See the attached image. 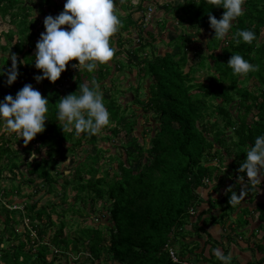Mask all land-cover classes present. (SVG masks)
Wrapping results in <instances>:
<instances>
[{
    "label": "trees",
    "instance_id": "trees-1",
    "mask_svg": "<svg viewBox=\"0 0 264 264\" xmlns=\"http://www.w3.org/2000/svg\"><path fill=\"white\" fill-rule=\"evenodd\" d=\"M64 2L0 0V22L10 25L7 31L0 30V50L4 53L0 63L7 69L13 53L18 60H29L18 64L19 75L12 85L0 76V99L6 94L15 96L25 83H32L49 100L46 128L29 144L15 133L12 139L1 133L0 178L3 170L9 169L14 179L17 169L25 174L29 185L40 180L36 188L42 185L47 192L57 193L60 161L74 157L81 147L86 152L83 161L74 160L73 176L63 178L61 183L64 190L59 194L60 202L69 207L58 209L47 202L37 209L34 192L21 195L25 196L23 209L2 205L0 264H61V256L69 254L75 255L73 264H182L172 260V248L182 261L222 264L213 250L220 248L228 254L240 239L264 252V200L259 198L264 195V176L240 205L229 203L231 192L239 194L241 190L238 177L242 173L238 168L245 152L256 136L264 134V40L259 41L264 32V0H245L244 13L234 20L223 41L214 36L209 12L219 19L224 9L213 7L207 0H196L199 5L195 0H183L172 14L182 25L195 30L188 31L187 36L179 35L184 39L176 44L183 46L180 56L170 51L162 53L154 46L157 28L148 25L146 13L151 6L150 18L157 16L158 1L116 0L115 12L122 25L111 37L116 49L111 60L114 65L108 62L92 73L69 66L55 83L47 78L37 83L34 76L41 70L34 67L35 44L44 24L42 16L37 18L32 11L36 4L44 14H58ZM164 6L168 11L169 3ZM166 23L163 19L157 26L166 29ZM237 29L254 30L256 40L237 45L232 39ZM203 32L207 33L205 42L197 45L191 41L188 51V37ZM235 52L258 64V71L233 75L227 61ZM133 56L137 59L132 60ZM77 62L74 58L69 64ZM204 68L209 72L206 80L197 78ZM113 70L135 77L132 100L122 103L123 91L116 89L115 78L111 77L109 84L105 82ZM93 78L103 93L110 124L94 135L82 133L77 137L63 132L56 121L59 98L70 92L78 94V85H91ZM143 83H148L147 87H142ZM141 89H145L143 97ZM214 113L217 116L211 122ZM141 118L144 123L149 121L146 129L140 126ZM152 119L154 125L149 124ZM13 138L17 145H12ZM100 139L122 144L125 157L112 152V147L102 148ZM41 145L47 147L46 154ZM33 151L37 157L30 159ZM23 165L26 170L21 169ZM243 175L246 181V173ZM20 182L7 188L0 185V192L11 197L9 202H15L13 195L21 194ZM217 190L218 196H213ZM70 191H74L71 201ZM69 212L72 215L68 217ZM204 214L212 218L210 225L221 226L220 238L199 226ZM91 215H96L98 222L86 225L81 232L73 229L76 216L87 219ZM23 219L28 223L21 222ZM203 228L208 242L202 249L199 242L184 240L191 229L200 239ZM32 231L36 233L33 238ZM263 261L264 257L256 263ZM230 264H237L234 257Z\"/></svg>",
    "mask_w": 264,
    "mask_h": 264
},
{
    "label": "clouds",
    "instance_id": "clouds-1",
    "mask_svg": "<svg viewBox=\"0 0 264 264\" xmlns=\"http://www.w3.org/2000/svg\"><path fill=\"white\" fill-rule=\"evenodd\" d=\"M195 3L199 5L196 0ZM207 3L224 9L219 19L209 12L214 36L223 41L234 20L244 13L245 0H207ZM115 8L116 0H65L58 14L46 15L43 20L45 30L40 33L35 44L34 67L41 70L40 74L34 76L36 82L47 78L49 82L55 83L69 66L79 72L87 70L92 73L100 65L110 62L116 51L111 44V37L122 25ZM65 25L67 27H62ZM232 39L237 45L241 42L252 44L256 40V32L252 29H237ZM74 58L78 62L69 64ZM27 61L18 60L13 53L11 65L7 69L3 67L5 63H0V76L6 77L7 85L16 81L18 64ZM227 65L233 75H246L259 69L258 64L246 60L239 52L232 53ZM78 88V94L70 92L59 98L56 121L63 132H72L77 137L82 133L94 135L110 124V113L94 78L91 85L80 83ZM48 101V97L31 83H25L15 96L6 94L0 99V133H15L18 138H23L25 145L29 144L46 128L45 121L49 119L46 115L49 111ZM41 151L46 154L47 147L41 145ZM245 153L246 157L238 168L242 173L238 177L241 190L239 194L232 191L229 198L230 205L234 206L240 205L257 182H261L260 176H264V134L256 136ZM36 157L37 153L31 152L30 159ZM243 173H246V181ZM213 253L222 264H230L231 253L225 254L220 248L214 249Z\"/></svg>",
    "mask_w": 264,
    "mask_h": 264
},
{
    "label": "rangeland",
    "instance_id": "rangeland-1",
    "mask_svg": "<svg viewBox=\"0 0 264 264\" xmlns=\"http://www.w3.org/2000/svg\"><path fill=\"white\" fill-rule=\"evenodd\" d=\"M133 2L137 3L138 0H132ZM158 1V3L155 5L157 7V16H154L152 18H150V22L148 23V25H153L157 28V33H156V41L154 43L155 48L158 51H161L162 53H165L166 51H170L173 54H177V55H181L182 52V47L183 46H179L176 47V44L182 43V41L184 40L183 38H180L179 35L180 34H186V36L188 35V31L189 32H194L195 29H191V28H187V26L185 27L184 25H182V23L179 21L178 16L176 14H172L173 10L177 7V5L179 3H182L183 0H156ZM168 2L169 3V10L165 11V6L164 4ZM35 9L34 11H32V13H35V17H41L42 20H44L45 16L48 14H53V13H48L46 12L45 14L42 13L40 10L37 9V5H34ZM53 10V9H52ZM53 12V11H52ZM57 12V11H56ZM60 12V11H59ZM53 15H56V13L54 12ZM167 19V23H166V29H162L161 27L157 26V22L161 21V20H166ZM40 22V21H38ZM39 25L41 24L38 23ZM10 25L7 24H2L0 22V30H4L7 31L9 29ZM65 27H67L65 25ZM44 26L42 27V29H40V31H44ZM189 41H187V45L188 46V51L190 50V46L191 45V41L196 42L197 45H200L201 43L205 42L206 38H207V33L203 32L200 34H193L191 36L188 37ZM137 40V38H136ZM264 40V32L262 34V36L259 38V41H263ZM1 42H4V39H1ZM131 45H128L127 47H129L130 50H132V47L130 48ZM4 53L0 50V56H2ZM8 56V52L5 53ZM188 54H191V52H188ZM143 55V54H142ZM192 57V56H191ZM139 58V57H138ZM137 59L136 56H133L132 60ZM125 62L128 61V58L125 57ZM189 62H191V60L189 59ZM112 66L114 65L112 63V61L109 62ZM113 73L111 74V76L109 78L106 79L105 82H109V79L111 77L115 78L116 80V89L119 91H123L122 94H120V100L122 101V103H125L129 100H132L134 97V90L131 87L132 82L135 80V77H133V75H129L127 73H125L124 71H112ZM207 75H209V72L206 68H204L202 70V72L196 74L197 78H203L206 80ZM135 76V75H134ZM243 77V76H242ZM32 84V83H31ZM109 84V83H108ZM148 83H143L142 87L145 88V86L147 87ZM132 88V89H131ZM145 93V89H141V93L139 92L140 96L143 97ZM106 94L108 95V92H106ZM233 108V106L231 107ZM234 113H236V109L233 108ZM208 113L210 114L211 112L208 111ZM217 114L214 113V115H212L211 117V122L214 121V119L216 118ZM220 119V118H219ZM143 120L142 118L140 119V126H144L145 129L148 125V122L146 123H142ZM149 124L154 125L155 121L152 119L150 121ZM140 127V129H141ZM230 130H228L229 132ZM6 138H11L12 139V134H7V133H2ZM100 134H104L103 131L100 132ZM230 135V134H229ZM102 136V135H101ZM147 138V135H145ZM141 140V138H140ZM12 145H17V141L16 139L13 138L12 140ZM68 145V144H67ZM99 145L102 148H108V147H112L113 150L112 152H118L117 154L123 156V158L125 157V153L124 150L122 148V144L121 145H117L116 143H112L106 140H101L99 141ZM115 146V148H114ZM93 152V151H91ZM86 152L84 151V147L79 148V150L77 151V153L74 155H72L71 158L67 159V160H63L60 161L59 164V169L61 171L60 173V178H58V182L55 184V187L57 188L56 191L57 193H49L45 190L44 186L40 185L39 187H35L36 182L38 183L40 180L36 181L35 183H33L32 185H29V183L26 182V176L19 174V171L16 169V175L13 179V174L10 172L9 169H5L2 172V177L0 178V185L3 186V188H7L10 187V185L15 184L18 182L21 183V194H17V195H13L15 202H9L8 200L11 198L9 195H7L5 192H0V209L2 208V205L7 206L8 208L14 209V210H19L20 208L23 209V205L21 204L24 200H25V196H21L23 194H30L31 192L33 193L32 199L34 201H37V209H39L41 206L45 205L47 202H51L53 203L56 208L60 209V208H67L69 207V205L67 204H62L60 202V196L59 194L64 190L63 186H62V182H63V178L65 177H71L73 176V170L72 167H74L76 165V161L74 160H78V161H83L85 158ZM57 158H59V156H57ZM22 170H26L27 167L25 165H23V167H21ZM32 177H35V175H31ZM226 184V183H224ZM68 189L70 188V186L67 187ZM218 191H215L213 193V196H218ZM74 195V191H70V198L69 201L72 200V197ZM13 198V197H12ZM89 208V207H88ZM88 211V209H87ZM5 212V211H4ZM53 219L55 221L59 220L57 218V213L53 212ZM72 212H69L67 214V216H71ZM81 217H75V221H72L73 223V229L77 232H81V229L83 227H85L86 225H93L95 224V222H98V220H96V215H91V217H88L87 219H83ZM21 222L24 223H28L26 219H23ZM57 223L59 224V221H57ZM225 224H227L228 222H224ZM224 226V224H222ZM17 231L21 232V228L17 225ZM50 235H53L54 233V229H52L50 232ZM35 231H32L31 237L33 238L35 236ZM181 247V246H180ZM186 253V251H183ZM68 254V253H66ZM84 258V255H82ZM75 257V255L73 254H69L68 257H65L64 255L61 256L60 262L61 264H73L72 258ZM86 264H91L90 261H87Z\"/></svg>",
    "mask_w": 264,
    "mask_h": 264
},
{
    "label": "crops",
    "instance_id": "crops-1",
    "mask_svg": "<svg viewBox=\"0 0 264 264\" xmlns=\"http://www.w3.org/2000/svg\"><path fill=\"white\" fill-rule=\"evenodd\" d=\"M259 198L264 200V195L259 196ZM210 221L212 222V218L210 216H207L206 214H204L201 218V220L199 221L200 223L199 226H203L206 229H209L211 233L214 234L215 237L220 238L218 235L220 234L222 228L221 226L215 224V225H210ZM221 223V222H220ZM201 230V241L199 239V236H197L196 233H192V229L189 231V233L184 237L185 241H188L190 244H192L193 242H199L200 244V249H202L203 245L205 243L208 242V233L207 231H205V229ZM242 230H246L245 227L240 228ZM260 233V232H259ZM198 238V240H197ZM244 239V237H243ZM194 244V243H193ZM228 244V243H227ZM239 245H233L232 246V251L229 252L231 253L232 257H234V259L237 261V264H264V261L261 263H256V261H259L260 258L262 259L264 257V252L259 248L254 247L255 245H253L254 243H251V245H248L247 242H244V240L240 239L239 240ZM178 245L180 246V243H178ZM209 246V244H208ZM228 246L230 247V244H228ZM190 248V247H189ZM198 249V250H200ZM198 250H196L198 252ZM206 250H207V246H206ZM205 257H209L208 252H205ZM205 264H211L208 263L206 261Z\"/></svg>",
    "mask_w": 264,
    "mask_h": 264
},
{
    "label": "built area",
    "instance_id": "built-area-1",
    "mask_svg": "<svg viewBox=\"0 0 264 264\" xmlns=\"http://www.w3.org/2000/svg\"><path fill=\"white\" fill-rule=\"evenodd\" d=\"M151 12H152V7L150 6L148 8V12L146 13V20L148 21L151 17ZM169 252H170V256L172 258V260L175 262V263H182V264H192L191 262L189 261H182L180 260V258L178 257L176 251L172 248V249H169Z\"/></svg>",
    "mask_w": 264,
    "mask_h": 264
}]
</instances>
